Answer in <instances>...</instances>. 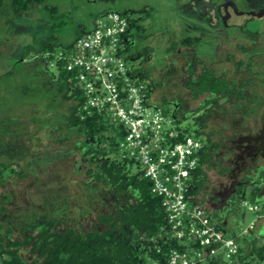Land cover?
I'll list each match as a JSON object with an SVG mask.
<instances>
[{
    "label": "rangeland",
    "instance_id": "374dc122",
    "mask_svg": "<svg viewBox=\"0 0 264 264\" xmlns=\"http://www.w3.org/2000/svg\"><path fill=\"white\" fill-rule=\"evenodd\" d=\"M108 10L122 11L131 21L127 40L132 51L149 49L129 58L128 63L138 65L148 58L144 64L157 82L152 97L159 103L163 97L168 100L162 106L169 107L170 116L175 110L185 114L181 126L196 127L194 117L204 110L206 97V93L194 97L186 86L189 67L195 72L212 67L234 82L255 78L246 88L242 105L234 106L231 97L207 115V128L212 140L218 142L215 160L227 171L220 172L219 166L209 168L197 194L225 234H237L255 217L242 199L251 202L248 192L252 183H259L264 153L261 120L246 114L252 103L247 99L252 100L253 93L264 99V0H43L18 13L6 1L0 8V130L12 129L16 134L24 129L14 118L16 111L30 108L25 100L42 97L48 102L52 98L47 81L34 79V62L24 59L20 68L13 69V57L21 45L32 43L36 47L53 31L55 49L65 48L79 28L91 27L93 18ZM184 36H199V40L192 46L177 44L165 52ZM238 60L244 63L237 67ZM49 71L54 72V68L49 67ZM197 107L201 108L195 112ZM21 121L29 129L25 143L16 140L2 146L0 141V161L13 160V167L24 173L18 176L5 171L0 179L1 234L8 227L11 235L22 238L27 233L23 226L45 215L56 219V229L71 226L85 233L94 227L104 228L98 221L100 213L130 204V195L116 196L110 186L95 180L79 147L74 148L76 136L62 138L52 126L36 131L37 125L29 118ZM19 143L21 150L15 146ZM135 169L133 166L132 171ZM262 202V198L257 200ZM61 207L59 213H51ZM257 240L263 239L258 236ZM21 253L28 261L37 257L30 245L22 247Z\"/></svg>",
    "mask_w": 264,
    "mask_h": 264
},
{
    "label": "trees",
    "instance_id": "16d2710c",
    "mask_svg": "<svg viewBox=\"0 0 264 264\" xmlns=\"http://www.w3.org/2000/svg\"><path fill=\"white\" fill-rule=\"evenodd\" d=\"M6 1L9 2L12 11L18 13L29 9L31 3L39 4L43 0H0V8ZM118 12L125 15L122 11ZM130 25L131 21L128 18V27L123 35V54L126 62L129 58L149 50L144 47L132 51V44L127 40ZM90 28H79L67 47L58 50L54 46L55 35L52 30L49 39L36 47L32 43L21 45L18 53L13 57V69L20 68L24 59L34 62L36 72L34 79L39 82L47 81L52 91V98L48 102H43L42 97L25 100V105L30 103V108L26 111L24 109L16 111L14 118L15 123L24 129L16 134L12 129L0 130V141L3 143L2 146L16 140L25 143L29 129L28 124L21 120L27 118L30 119L31 124L37 125L36 131L43 127H57L62 138L73 136L78 138L75 140L74 148L79 147L82 159L87 162V168L93 172L95 180L110 186L116 196L130 195L131 202L113 211L100 213L98 221L104 228L94 227L85 233H79L71 226L56 229V219H49L48 215L33 218L26 223L23 231L27 230V233L22 238L11 235L7 227L4 234L0 233V264H148L150 258L164 260L168 248L176 246L174 241L168 242L162 237L168 226L160 197L150 193L149 182L140 176V171L137 169L139 164L121 156L118 143L123 136L122 129L118 124L108 122L97 111L82 113L78 110L82 94L79 88L74 86V79L65 67V60L55 56L58 51H69L74 40ZM198 40L199 36H184L178 43L173 41L165 52L171 51L177 44L192 46ZM147 59L141 64H133V73L145 80L149 92H152L157 82L151 77L149 66L144 64ZM243 63V60L235 62L237 67ZM49 67L54 68V72L49 71ZM254 79V77L241 78L234 82L224 75H218L212 67H202L198 72L188 68L186 86L191 89L192 95L198 97L206 93L202 103L204 110L194 117L196 127L194 129L189 126L181 127L183 131L192 133L203 141L200 158L193 172V186L189 190L190 193L198 194L202 190L209 168L219 166L220 172L227 171L226 167L215 160L218 142L212 140V132L207 128L208 113L212 109L219 110L225 100L231 97L234 98V106L242 105L247 98L246 88L255 83ZM256 94L259 95V99ZM252 95V100L247 99L252 102L247 109V117L253 115L255 119L260 118L264 128V115L261 111L264 99H260V93ZM165 101L168 100L163 97L160 104ZM38 103L42 104L41 108L36 107ZM200 108L197 107L195 112ZM163 112L168 113L169 107H163ZM172 117L180 124L186 115L179 114L175 110ZM15 146L20 149L21 144ZM12 162L13 160L7 159L0 161V179H3L5 171L18 176L24 175L13 167ZM133 166L136 167L134 171H132ZM259 175V183H252L248 192V198L253 203H257L264 190V168L260 169ZM262 199L264 205V195ZM62 209L63 207L55 209L51 213L55 215ZM257 237L253 229L249 235L240 238L238 253L229 260L231 264H264V239L258 242ZM26 245H30V250L37 254V257L30 261L21 253V248ZM206 264L228 263L212 259Z\"/></svg>",
    "mask_w": 264,
    "mask_h": 264
},
{
    "label": "built area",
    "instance_id": "2783aa9c",
    "mask_svg": "<svg viewBox=\"0 0 264 264\" xmlns=\"http://www.w3.org/2000/svg\"><path fill=\"white\" fill-rule=\"evenodd\" d=\"M127 27L126 15L108 10L93 19L91 28L74 40L69 51L55 54L65 60L82 94L78 110L97 111L119 125L121 156L139 164L150 193L161 199L168 226L162 237L176 246L168 248L164 260L150 258L148 264L230 260L238 253L240 238L264 221V205L243 199L255 217L237 234H225L197 194L190 193L203 141L163 112L147 82L133 73L134 66L123 54Z\"/></svg>",
    "mask_w": 264,
    "mask_h": 264
},
{
    "label": "crops",
    "instance_id": "0c3cea01",
    "mask_svg": "<svg viewBox=\"0 0 264 264\" xmlns=\"http://www.w3.org/2000/svg\"><path fill=\"white\" fill-rule=\"evenodd\" d=\"M263 84H264V79H263ZM264 112V105L262 106L261 108ZM262 166H261V169L264 168V153L262 155ZM263 195H264V190L262 191V193L260 194V199L263 198ZM211 214V213H210ZM263 224H264V221H259L257 224H256V227H255V230H254V233L255 235L261 237L262 239H264V227H263Z\"/></svg>",
    "mask_w": 264,
    "mask_h": 264
}]
</instances>
